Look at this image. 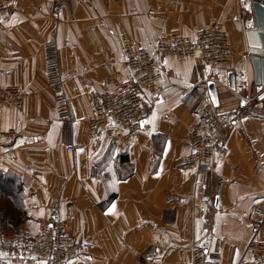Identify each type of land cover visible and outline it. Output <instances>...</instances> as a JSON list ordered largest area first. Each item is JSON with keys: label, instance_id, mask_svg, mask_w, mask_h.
Masks as SVG:
<instances>
[{"label": "crops", "instance_id": "obj_1", "mask_svg": "<svg viewBox=\"0 0 264 264\" xmlns=\"http://www.w3.org/2000/svg\"><path fill=\"white\" fill-rule=\"evenodd\" d=\"M245 2L69 0L59 15L48 0L13 4L0 19V84L17 85L23 99L20 108L0 109L2 128L19 132L0 146V173L15 175L22 184L24 217L17 232L34 231L59 198L62 212L73 210L70 231L86 246L69 264H182L196 244L215 253L221 264L243 255L252 208L264 210V89L253 84L246 32L255 24ZM214 20L229 38L228 65L160 57L159 91L144 104L146 128L128 143L113 123L88 133L91 94L115 90L129 77L124 41L151 47L175 30L192 37ZM52 31L71 123L59 118L46 81L43 44ZM230 70L235 89L227 83ZM210 80L219 110L238 116L224 127L228 156L213 171L182 165L198 100L209 97ZM91 166L98 178L89 177ZM257 238L264 240V221ZM0 264L43 263L0 253Z\"/></svg>", "mask_w": 264, "mask_h": 264}, {"label": "built area", "instance_id": "obj_2", "mask_svg": "<svg viewBox=\"0 0 264 264\" xmlns=\"http://www.w3.org/2000/svg\"><path fill=\"white\" fill-rule=\"evenodd\" d=\"M17 1L0 0V19L10 13L11 7ZM48 1L55 15L61 14L69 3V0ZM43 49L46 81L56 98L58 116L71 123L55 31L48 34ZM122 51L124 65L130 72L129 77L115 90L91 94L92 115L88 121V133L95 135L113 123L121 129L118 136L125 143L130 142L139 130L146 128L143 124L146 97L159 91L161 73L157 68L158 58L196 59L209 66H225L229 64L232 55L228 35L222 24L215 20L209 26L199 29L192 37L175 30L161 37L151 47L124 41ZM22 99L23 91L20 87L0 84V109L20 108ZM198 101L199 110L188 131L189 151L182 165L194 167L202 164L213 171L228 156L222 130L225 125L235 123L238 116L232 111H220L209 97ZM18 135L15 128H2L0 119V146L9 145ZM67 150L72 151L73 146L67 145ZM97 175V168L91 166L89 177L98 178ZM100 178L108 180L106 175ZM60 204L59 198L54 199L49 214L39 219L38 227L34 231H18L11 237H4L0 233V253L25 255L43 264H69L71 260L82 257L86 253L85 243L70 231L73 210L68 208L67 212H62ZM251 212L255 216L251 225V236L243 255L232 264H264V240L257 238L264 221V210L254 206ZM182 264L221 262L215 253L196 244L192 247L190 259Z\"/></svg>", "mask_w": 264, "mask_h": 264}, {"label": "water", "instance_id": "obj_3", "mask_svg": "<svg viewBox=\"0 0 264 264\" xmlns=\"http://www.w3.org/2000/svg\"><path fill=\"white\" fill-rule=\"evenodd\" d=\"M245 3H248L245 0ZM246 7L253 13L255 26L246 32L249 60L253 69V84L264 89V3L260 1H251ZM227 83L231 89H235L234 72H227ZM208 96L215 106H219L220 101L215 82H207Z\"/></svg>", "mask_w": 264, "mask_h": 264}, {"label": "rangeland", "instance_id": "obj_4", "mask_svg": "<svg viewBox=\"0 0 264 264\" xmlns=\"http://www.w3.org/2000/svg\"><path fill=\"white\" fill-rule=\"evenodd\" d=\"M260 2L264 3V0H261ZM253 97V99H256L258 94L254 93ZM254 101L255 100L252 102ZM222 133L224 135V129L222 130ZM17 185L18 183L12 188L11 195L4 194L0 191V233H2L4 237L13 236L17 232V222L22 221L24 217L23 195Z\"/></svg>", "mask_w": 264, "mask_h": 264}, {"label": "trees", "instance_id": "obj_5", "mask_svg": "<svg viewBox=\"0 0 264 264\" xmlns=\"http://www.w3.org/2000/svg\"><path fill=\"white\" fill-rule=\"evenodd\" d=\"M17 187L20 188L21 191V181L19 177L8 174V173H0V191H2L4 194L11 195L12 193V188L17 184ZM24 213V211H23ZM8 215V214H6ZM6 220V218H5ZM9 222V221H8ZM3 223V222H2ZM19 223V222H17Z\"/></svg>", "mask_w": 264, "mask_h": 264}, {"label": "snow or ice", "instance_id": "obj_6", "mask_svg": "<svg viewBox=\"0 0 264 264\" xmlns=\"http://www.w3.org/2000/svg\"><path fill=\"white\" fill-rule=\"evenodd\" d=\"M143 126V125H142Z\"/></svg>", "mask_w": 264, "mask_h": 264}]
</instances>
